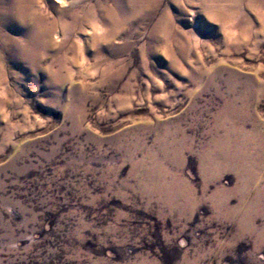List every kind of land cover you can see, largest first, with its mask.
<instances>
[{"label":"rangeland","instance_id":"374dc122","mask_svg":"<svg viewBox=\"0 0 264 264\" xmlns=\"http://www.w3.org/2000/svg\"><path fill=\"white\" fill-rule=\"evenodd\" d=\"M173 1L38 0L92 20L37 66L0 32V264H264V7Z\"/></svg>","mask_w":264,"mask_h":264},{"label":"bare ground","instance_id":"6f19581e","mask_svg":"<svg viewBox=\"0 0 264 264\" xmlns=\"http://www.w3.org/2000/svg\"><path fill=\"white\" fill-rule=\"evenodd\" d=\"M15 1L16 3L12 6L8 5L2 7V12L0 13V32L2 33L4 31L7 32L13 31L16 33L18 38H21L22 40L25 41V44L24 43L23 45L17 44L14 47L17 54L16 61L18 62L25 61L28 67L33 64L37 66L36 64L41 63L40 60L41 53L43 52L44 49L43 41L53 34L55 27H58L61 24L66 35L75 32L74 27H77L78 24H82L84 23V21L90 22V20H92V13L90 11L81 14L80 12H78V10H76V8L69 10H59L54 8V10H56L55 13H57L56 15L57 18L56 19L50 18L51 19L50 20L48 19L49 17H47L46 14H44L40 10L39 6H37L39 3L38 0H15ZM159 1L160 0H114L115 3L114 5L115 7L118 6L128 7L130 9L129 14L126 13L124 17H130L129 20H133V19L136 20L138 18L143 19L144 17H151L153 10H156L155 8L158 7ZM209 1L217 2V3H227L232 7L231 9H237L239 7L238 5H241L243 2L247 0H209ZM250 1L256 3L254 6L264 7V0H250ZM173 2L170 3L171 6H174ZM120 12H122L120 9L117 10L116 12H114L113 10H107L104 13V16L105 18L108 19L109 22L121 24L120 19L117 20L114 19L115 17L118 16L121 19H123V17L120 16ZM67 20H69V24L64 25V23L67 22ZM159 22L160 23L156 25V27L154 28L151 34L152 40L153 41L158 40L159 39L158 36L160 35V33H164L165 37H168V40L169 39L171 40V35H172L171 26L173 24L170 17L167 14H165L163 20H160ZM115 34L116 33L114 31L109 30L106 36L108 38H113ZM49 46L52 45L49 43ZM35 68H39V67H35Z\"/></svg>","mask_w":264,"mask_h":264}]
</instances>
